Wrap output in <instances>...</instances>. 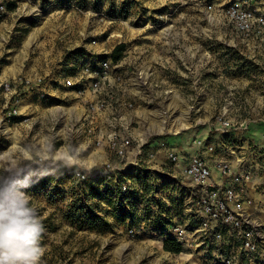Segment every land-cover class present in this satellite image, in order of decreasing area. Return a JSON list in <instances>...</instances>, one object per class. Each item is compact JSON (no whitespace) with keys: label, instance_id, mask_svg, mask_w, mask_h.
Returning a JSON list of instances; mask_svg holds the SVG:
<instances>
[{"label":"rangeland","instance_id":"1","mask_svg":"<svg viewBox=\"0 0 264 264\" xmlns=\"http://www.w3.org/2000/svg\"><path fill=\"white\" fill-rule=\"evenodd\" d=\"M0 7V117L15 134L0 127V171L31 175L41 264H264V0ZM181 111L180 133L153 132L151 123ZM60 150L80 160L42 159ZM171 153L203 158L211 177L219 170L220 202L250 222L202 248L165 251L171 219H184ZM218 206L188 214V225L215 223Z\"/></svg>","mask_w":264,"mask_h":264},{"label":"built area","instance_id":"2","mask_svg":"<svg viewBox=\"0 0 264 264\" xmlns=\"http://www.w3.org/2000/svg\"><path fill=\"white\" fill-rule=\"evenodd\" d=\"M1 9H4V7H0ZM65 84L72 86L75 83L68 79L65 80ZM2 85L6 90L10 88V82H3ZM169 160L175 166H181L182 181L178 182V186L183 190V198L179 207L184 219L182 221L171 219V227L166 230L164 240L171 239L180 245L191 243L202 248L204 244L208 243V238L217 242L223 240L226 227L237 230L244 223L250 222L246 216L243 217L230 212L220 202L219 188L217 184L208 181L211 178V171L203 158L199 156L188 158V155L171 153ZM228 194L232 197V190H229ZM194 202H197V207H193ZM217 203L219 204L218 210L213 214V219L211 218L215 223L212 224L211 221L202 219L196 225H188V214L196 216L200 213H206ZM130 232L132 231L130 230ZM247 246H250L249 242H247Z\"/></svg>","mask_w":264,"mask_h":264},{"label":"clouds","instance_id":"3","mask_svg":"<svg viewBox=\"0 0 264 264\" xmlns=\"http://www.w3.org/2000/svg\"><path fill=\"white\" fill-rule=\"evenodd\" d=\"M42 159L73 163L65 157ZM31 183L23 169L0 171V264H41L45 227L25 191Z\"/></svg>","mask_w":264,"mask_h":264},{"label":"bare ground","instance_id":"4","mask_svg":"<svg viewBox=\"0 0 264 264\" xmlns=\"http://www.w3.org/2000/svg\"><path fill=\"white\" fill-rule=\"evenodd\" d=\"M38 12H40V10H38ZM206 14L210 16L209 14V11L206 10ZM147 19L144 18V22H146ZM146 26H149V23L147 22V25ZM34 37H35V33H30L27 37V39L29 40V42H32L34 40ZM13 76L15 75V72L12 71L11 73ZM148 76L147 73H145L144 71L141 72V76L140 78L141 79H146V77ZM29 97H26L24 99H22L20 101V105L23 106V104H25L27 101H28ZM187 116L186 114H184L182 111H181V115L175 119H167V118H164V119H161V120H156L154 121L153 123H151L152 127H153V132L155 133H158V134H161V133H172V134H178L180 133L183 129H185L187 127ZM0 127L3 129V131H5V133L9 134L11 133L10 137H14L15 134L13 132H11L10 128L8 127V124H7V121H4V119L2 117H0ZM148 133V132H147ZM144 135H147V134H144ZM144 139V138H143ZM142 139V140H143ZM184 149L188 151V146H184ZM53 156H57V157H65L67 158L68 160L70 161H73V163L79 161L80 159L79 158H73L71 156H69L65 151L63 150H60L58 152H55L53 154ZM89 163H92V160L88 159ZM210 183L212 184H215V183H218V182H221L220 180V171L218 170L217 172L214 173V176H212L211 178H209L208 180ZM157 245H158V248H161V244L156 241ZM163 255L170 259L171 260V256L170 254L166 253L164 250H163ZM179 257H183V258H186V260H188L191 256L190 255H187L186 253H181L179 255Z\"/></svg>","mask_w":264,"mask_h":264},{"label":"trees","instance_id":"5","mask_svg":"<svg viewBox=\"0 0 264 264\" xmlns=\"http://www.w3.org/2000/svg\"><path fill=\"white\" fill-rule=\"evenodd\" d=\"M123 44H118L114 47L112 57L116 59L117 54L123 49ZM163 249L172 253H178L181 251V246L179 243L172 241L171 239H165L163 241Z\"/></svg>","mask_w":264,"mask_h":264}]
</instances>
